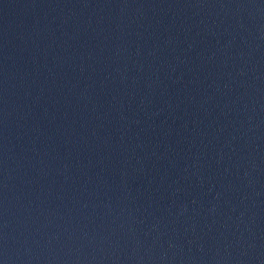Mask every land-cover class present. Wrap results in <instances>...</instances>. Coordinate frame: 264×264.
<instances>
[{
    "label": "water",
    "instance_id": "obj_1",
    "mask_svg": "<svg viewBox=\"0 0 264 264\" xmlns=\"http://www.w3.org/2000/svg\"><path fill=\"white\" fill-rule=\"evenodd\" d=\"M0 264H264V0H0Z\"/></svg>",
    "mask_w": 264,
    "mask_h": 264
}]
</instances>
